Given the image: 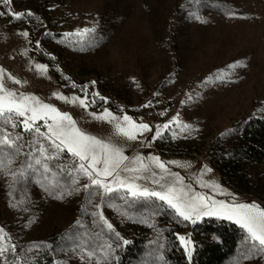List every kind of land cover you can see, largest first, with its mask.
I'll use <instances>...</instances> for the list:
<instances>
[{"label":"rangeland","instance_id":"374dc122","mask_svg":"<svg viewBox=\"0 0 264 264\" xmlns=\"http://www.w3.org/2000/svg\"><path fill=\"white\" fill-rule=\"evenodd\" d=\"M0 12V69L8 88L68 113L77 127L120 148L128 167L140 157L150 165L146 178L135 181L141 187L162 191L155 181L167 186L173 173L186 199L264 209L263 200L221 179L208 152L215 138L229 151L239 122L264 118V0H10L0 3ZM54 93L84 99L86 107ZM105 110L151 131L135 139L117 134L115 122L94 118ZM37 123L44 131V121ZM5 127L20 134L23 147L11 171L0 173V229L9 247L0 264H172L170 231L193 264L189 232L209 216L184 220L156 197L85 189L90 181L81 176L73 183L65 166L76 161L66 152L48 162L49 173L27 169L35 133ZM247 171L264 179V159ZM252 244L245 231L234 255L216 264H264ZM127 245L138 247L134 255L124 254ZM86 251L95 254L89 259Z\"/></svg>","mask_w":264,"mask_h":264},{"label":"snow or ice","instance_id":"6c2138e0","mask_svg":"<svg viewBox=\"0 0 264 264\" xmlns=\"http://www.w3.org/2000/svg\"><path fill=\"white\" fill-rule=\"evenodd\" d=\"M0 3L7 5L10 0H0ZM4 14L0 12V15ZM10 14L16 18L24 15L23 13ZM23 34L27 36V33ZM37 67L42 68L43 66L37 65ZM7 79L12 80L15 84L21 83V81L10 75ZM54 95L58 99H65L66 102H79L81 106L86 107L85 100L79 97L69 99L56 93ZM147 106L145 105V107ZM93 115L95 119L107 120L110 123L115 122L117 134L124 135L128 139H135L137 132L151 131L148 124L136 123L127 115L117 118L107 110L100 115ZM175 119L173 118V122H175ZM38 121H44V131L37 123ZM18 125H22L26 132L35 133L31 142L33 147L26 154L28 158L26 161L27 169L36 168L38 171L42 170L43 173H49L48 162L59 159L61 154L66 152L76 161L72 165L65 166L66 168H71L69 175L73 176L74 184L78 183L80 177L83 176L90 181V184L83 185L85 189L93 186L103 189L105 196L119 189H125L128 196L132 198L156 197L174 208L184 220L191 219L193 214L197 217L200 215H215L233 220L248 233L249 238L253 242L252 248L256 252L264 253V209L259 205L255 203L228 204L224 201H216L204 196H192L186 199L187 193L183 191V181L177 174L173 173H169V175L174 176L175 181L167 186L160 184L159 180L155 181V183L160 185L162 191L141 187L135 181L146 178L142 174L150 170L149 164L137 157L133 162L137 166L128 167L124 164L127 157L123 155L120 148L77 127L76 121L68 113L60 112L54 106L44 103L35 96L26 95L22 92L18 93L8 88L5 83V73L0 69V173L11 171L12 165L16 163V157L21 154L23 146L18 143L21 140L20 134H13L7 131L5 127L10 126L12 129H16ZM163 127L168 128L169 125L165 124ZM188 127L183 125L181 130H186ZM159 135L160 132L157 130L156 137ZM156 137H153V139ZM151 160L162 171H166L165 165L158 158L152 157ZM63 170L61 169V171ZM121 171L138 173L139 175L122 177ZM23 175L24 171L13 172L12 179L15 181ZM109 178L112 179L109 180ZM176 184L181 185V187L177 188ZM214 186L219 187L218 185ZM101 219H103V216H101ZM104 222L111 230L112 225L108 224L107 221ZM5 235L3 230L0 229V256L9 251V247L3 243ZM179 239L182 244L187 245L184 237H179ZM124 243L127 244L128 241H124ZM77 246L79 247V245ZM11 250L15 252V246H12ZM81 251L83 252L84 249L81 248ZM94 254L93 251L85 252L89 259ZM190 255L191 253H189Z\"/></svg>","mask_w":264,"mask_h":264},{"label":"trees","instance_id":"16d2710c","mask_svg":"<svg viewBox=\"0 0 264 264\" xmlns=\"http://www.w3.org/2000/svg\"><path fill=\"white\" fill-rule=\"evenodd\" d=\"M209 156L221 179L237 192L264 201V179H253L247 169L264 159V118L250 117L239 122L229 151L219 141L211 142ZM170 231L171 243L167 250L172 264H189L186 254ZM189 235L194 240L193 264H216L236 252L245 231L229 219L209 216L195 222ZM138 247L127 245L124 254H133Z\"/></svg>","mask_w":264,"mask_h":264}]
</instances>
